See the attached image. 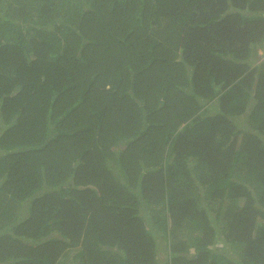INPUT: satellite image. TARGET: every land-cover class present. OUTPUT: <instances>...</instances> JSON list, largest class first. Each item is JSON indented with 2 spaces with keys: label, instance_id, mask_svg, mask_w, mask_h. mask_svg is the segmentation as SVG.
<instances>
[{
  "label": "trees",
  "instance_id": "obj_1",
  "mask_svg": "<svg viewBox=\"0 0 264 264\" xmlns=\"http://www.w3.org/2000/svg\"><path fill=\"white\" fill-rule=\"evenodd\" d=\"M260 49L264 0H0V264H264Z\"/></svg>",
  "mask_w": 264,
  "mask_h": 264
},
{
  "label": "rangeland",
  "instance_id": "obj_2",
  "mask_svg": "<svg viewBox=\"0 0 264 264\" xmlns=\"http://www.w3.org/2000/svg\"><path fill=\"white\" fill-rule=\"evenodd\" d=\"M169 38V40L172 42V43H175L176 42V39H175V37H168ZM165 43H167V44H169V45H172V44H170L168 41H165ZM216 102V101H215ZM209 105H211V104H209ZM239 120H241V121H245L244 120V118L243 117H239ZM127 142H128V140H127V138H126V140H124V141H122L118 146H117V150L119 149H125L126 148V146H127ZM24 212H26V210L24 209L23 211H22V213H24ZM72 255H73V253L71 252V257H72ZM70 261H72V259L70 258Z\"/></svg>",
  "mask_w": 264,
  "mask_h": 264
},
{
  "label": "clouds",
  "instance_id": "obj_3",
  "mask_svg": "<svg viewBox=\"0 0 264 264\" xmlns=\"http://www.w3.org/2000/svg\"><path fill=\"white\" fill-rule=\"evenodd\" d=\"M261 51H262V52H264V50H262V49H260V50H259V54H258V58H257V61H256V63H259V62H261V61H263V60H264V59H263V60H259V56H260V52H261Z\"/></svg>",
  "mask_w": 264,
  "mask_h": 264
},
{
  "label": "built area",
  "instance_id": "obj_4",
  "mask_svg": "<svg viewBox=\"0 0 264 264\" xmlns=\"http://www.w3.org/2000/svg\"><path fill=\"white\" fill-rule=\"evenodd\" d=\"M264 59V52H260V56H259V60H263Z\"/></svg>",
  "mask_w": 264,
  "mask_h": 264
}]
</instances>
